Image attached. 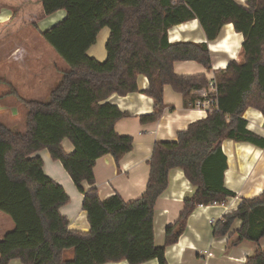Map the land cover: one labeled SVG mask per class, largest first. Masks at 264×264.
Returning <instances> with one entry per match:
<instances>
[{
    "label": "trees",
    "instance_id": "trees-1",
    "mask_svg": "<svg viewBox=\"0 0 264 264\" xmlns=\"http://www.w3.org/2000/svg\"><path fill=\"white\" fill-rule=\"evenodd\" d=\"M42 15L64 9L66 17L41 33L68 64L61 83L48 101L27 100L26 130L17 132L0 123V210L11 216L14 229L0 239V264L17 259L24 264H105L125 260L141 264L156 259L169 264L166 247L185 232L188 218L200 205L224 203L236 192L225 185L228 159L222 144L231 139L264 147V137L248 128L244 111L259 110L264 117V0H42ZM198 19L207 40L216 39L232 23L244 37V60H232L215 74L217 105L175 140L157 141L149 161L150 172L142 195L130 202L119 194L100 199L94 166L112 154L117 163L134 148L131 135L116 124L130 114L108 99L113 94L140 91L138 77L148 78L141 90L152 97L155 109L140 116L141 123L158 121L167 104L170 85L181 93L184 107H194L209 88L205 74L181 75L179 61L212 67L208 42L169 40V30ZM104 27L110 29L107 57L99 61L89 49ZM211 97V96H210ZM173 109V108H171ZM74 151L68 153L62 141ZM59 161L80 192L90 229L69 228L61 207L70 202L64 187L44 170L40 151ZM173 168L183 170L194 187L184 199L175 223L167 226L165 242L156 244L154 221L158 198L168 188ZM88 185V188L85 187ZM241 227L231 233L236 221ZM214 237L236 238L231 245H257L243 264H264V190L243 198L238 207L213 223ZM74 251L72 258L65 252Z\"/></svg>",
    "mask_w": 264,
    "mask_h": 264
},
{
    "label": "crops",
    "instance_id": "crops-1",
    "mask_svg": "<svg viewBox=\"0 0 264 264\" xmlns=\"http://www.w3.org/2000/svg\"><path fill=\"white\" fill-rule=\"evenodd\" d=\"M236 1L247 5V0ZM42 12V0H0V48L6 58L2 60L14 56L16 61H27L30 51L39 55L38 60L41 59L43 45L41 33L62 21L67 15L64 9L50 15H42ZM30 26L36 30L39 38L28 35V30H32ZM169 40L208 42L212 54L211 69L195 61H179L175 63V71L181 75L203 73L210 80L219 70L226 68L230 61L244 60L242 48L244 37L235 30L232 23L224 25L216 39L208 41L199 20L194 19L172 27L169 30ZM27 46H36V48L31 47L29 50ZM91 49L92 47L89 51ZM43 70L42 67L37 75ZM26 74L27 71L24 70L25 77ZM148 83V78L140 75L138 77L140 91L123 96L113 94L108 99L130 114L117 122L116 130L120 134L133 136L134 148L119 163L112 154L97 159L94 173L98 194L102 200L114 194H119L127 202L139 198L146 189L150 172L149 161L155 143L175 140L179 131L207 116V111L195 107L185 108L183 95L167 85L164 90L167 107L162 116L156 122L141 123L140 116L152 113L155 109L154 99L141 91L148 86ZM243 116L248 120V128L264 137L262 113L248 107ZM62 146L68 153L74 151V146L68 139L62 141ZM222 148L228 159L225 185L237 195L228 198L224 205H198L194 209L188 218L185 232L176 243L166 247L169 264H243L247 256L253 254L257 248V245L251 241H244L236 246L231 245L230 241H233L236 235L214 237L213 223L228 211L236 209L243 198L255 197L264 190V147L227 139L223 142ZM39 155L44 160L45 172L59 182L70 195V202L61 207L62 214L69 220V228L88 232L90 224L87 212L82 207L83 193L78 190L62 164L53 160L47 150L40 151ZM85 187L88 188V185L85 184ZM193 191L194 187L183 170L173 168L169 173L168 188L158 198L155 206L156 244H164L167 226L176 222L184 208V199ZM241 224V221L237 220L230 234L238 230ZM259 245L264 249V237ZM9 264L24 263L14 259ZM105 264L129 263L122 260ZM141 264H158V262L152 259Z\"/></svg>",
    "mask_w": 264,
    "mask_h": 264
},
{
    "label": "rangeland",
    "instance_id": "rangeland-1",
    "mask_svg": "<svg viewBox=\"0 0 264 264\" xmlns=\"http://www.w3.org/2000/svg\"><path fill=\"white\" fill-rule=\"evenodd\" d=\"M30 27L32 30H28V35L32 38H39L36 30L32 26ZM109 34L108 27L101 29L97 42L88 52L90 56L99 61L106 59L105 45ZM41 40L43 43L41 52L43 64L41 59L38 60L39 55L32 51H30L27 61H16L14 56L4 61L2 58H5V54L0 48V123L17 132L26 130L28 108L25 101L29 99L48 101L51 91L61 83L65 72L69 70L68 64L53 47L44 38ZM31 47L36 48V46ZM31 47L27 46L29 50ZM17 57H19L18 54ZM41 64L44 70L37 75L42 68ZM24 70L27 71L26 77ZM14 227L15 223L11 216L0 210V239ZM73 254L72 249L67 250L66 258H72Z\"/></svg>",
    "mask_w": 264,
    "mask_h": 264
},
{
    "label": "built area",
    "instance_id": "built-area-1",
    "mask_svg": "<svg viewBox=\"0 0 264 264\" xmlns=\"http://www.w3.org/2000/svg\"><path fill=\"white\" fill-rule=\"evenodd\" d=\"M217 84H216V78L215 75L210 79L209 82V88L208 89H203L199 92L200 96L202 98L198 99L195 102L194 107L204 110V111H209L212 110L216 107L217 105V100H216V95H217ZM211 96V97H210ZM226 202L224 203H220V202H212L210 203V205H224ZM204 204H200V206H203Z\"/></svg>",
    "mask_w": 264,
    "mask_h": 264
}]
</instances>
